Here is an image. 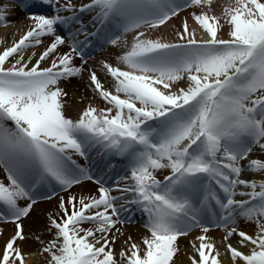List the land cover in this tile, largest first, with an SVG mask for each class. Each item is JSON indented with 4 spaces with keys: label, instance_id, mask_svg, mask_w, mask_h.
Returning <instances> with one entry per match:
<instances>
[{
    "label": "snow or ice",
    "instance_id": "snow-or-ice-1",
    "mask_svg": "<svg viewBox=\"0 0 264 264\" xmlns=\"http://www.w3.org/2000/svg\"><path fill=\"white\" fill-rule=\"evenodd\" d=\"M41 2L54 13L29 16L23 35L0 49V224L14 226L0 264H26L27 255L44 264H174L179 239L194 230L191 264H222L213 228L230 264H264V178H246L264 177V0ZM187 10L173 39L153 36ZM7 11L0 5V26ZM93 38L124 49L115 64L100 62L103 80L85 67ZM84 72L104 106L89 103L72 118L61 85ZM93 151L127 159L112 186L79 162ZM83 181L96 194L60 195L50 238L33 233L39 248L25 253L23 220L38 200ZM137 213L139 242L124 230Z\"/></svg>",
    "mask_w": 264,
    "mask_h": 264
},
{
    "label": "bare ground",
    "instance_id": "bare-ground-1",
    "mask_svg": "<svg viewBox=\"0 0 264 264\" xmlns=\"http://www.w3.org/2000/svg\"><path fill=\"white\" fill-rule=\"evenodd\" d=\"M37 0H0V5H8V11L6 13L7 21L9 22L7 26H0V49L10 44L12 40H18L21 35H23L26 28L30 25L29 16L31 15H52L54 9L50 6L47 9V12H42L34 10V7H39V4L36 3ZM75 3L79 4L81 2H86V0H74ZM219 3H225V0H219ZM187 10L184 13H181L179 18H174L169 22L167 26H162L153 36L159 35L163 36L166 39H173V31L175 28H179L181 21L188 14ZM217 14H219V9H217ZM89 13H84L81 15V19L84 24L88 27L89 31L94 30L92 28V20ZM189 24L191 27L196 28L197 26L189 18ZM78 27V25L76 26ZM143 30V29H142ZM59 31L67 35V30L64 26H59ZM200 34L199 32L197 33ZM132 33L126 35L125 39L128 41L129 45L132 41ZM80 39H83L81 36ZM47 43V41H45ZM94 43V45H93ZM93 48L89 47L86 49V58L87 64L86 68H94L98 71V76L103 80L104 73L99 71V66L101 61H109L113 64L116 63L115 57L117 54L122 52L123 48H113L110 45L102 46L101 43L97 42L93 38ZM96 47V48H95ZM92 48V49H90ZM41 49H37L40 51ZM62 51H67V48H62ZM74 63L80 65L82 61L77 58ZM64 90L68 93L66 97V115L72 118H75L78 113L85 108L89 103L94 104L95 106L102 107L103 101L96 95H94L93 90L89 87L88 73L84 72L81 77L72 78L67 82H64L61 85ZM79 162L90 168L94 177L99 178L103 176L106 181V186H112L114 181L119 177L125 174L128 161L123 157H101L96 151H93L90 154V159L88 161L79 160ZM119 173L117 177L114 178L112 182L109 181L110 176ZM159 178H163L159 176ZM247 178V176H246ZM264 177L259 175L256 176V180H260ZM3 179V178H2ZM98 185L93 181H83L79 185H74L68 192L60 191L57 188L58 196L53 197L52 200L39 199L38 203L33 207L32 212L29 217L24 218L23 228L25 233L29 236V239L23 243L22 247L25 253L35 251L39 248L38 242L34 239L33 233L40 235L42 239H49V234L45 231V225L47 223V216L49 213H55L57 211L58 197L60 195L67 196L69 194L75 195L77 197L81 195H95L97 192ZM118 194V193H117ZM24 202L21 201V204ZM145 217L140 213H137L134 217V222L125 225V236H132V238L139 242L141 237L145 235V228L143 227ZM242 230H245L249 234H252L253 226L249 225L246 222H241ZM0 229L3 230V236H0V246L3 245L4 241L8 239L14 233V226L11 223L0 224ZM199 234V230H194L189 234L188 237H181L178 241L179 252L174 258V264H191L190 257L194 255L193 249L191 247L190 241H194L196 235ZM209 235L212 237L213 242L216 244L217 248L221 252L222 264H230V256L225 253V248L222 243V236L224 233L213 228ZM123 239V238H121ZM235 243L237 241L236 237H233L232 240ZM121 247V241L118 240L115 245V250L118 252ZM242 251H247V249H241ZM26 264H44L43 258L39 255H27Z\"/></svg>",
    "mask_w": 264,
    "mask_h": 264
},
{
    "label": "rangeland",
    "instance_id": "rangeland-1",
    "mask_svg": "<svg viewBox=\"0 0 264 264\" xmlns=\"http://www.w3.org/2000/svg\"><path fill=\"white\" fill-rule=\"evenodd\" d=\"M256 176H257V174H251V175H247V178L248 179H256ZM2 178H4V173H3V170L2 169H0V179H2ZM23 205V204H22ZM243 222V221H242ZM232 243H233V245H235L236 243H235V239H234V241H231ZM229 256H230V254H228ZM230 260V259H229Z\"/></svg>",
    "mask_w": 264,
    "mask_h": 264
}]
</instances>
